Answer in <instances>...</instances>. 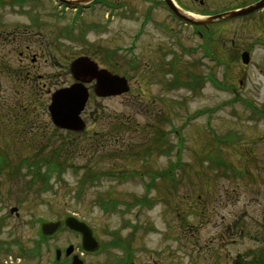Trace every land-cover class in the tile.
<instances>
[{"label":"rangeland","instance_id":"1","mask_svg":"<svg viewBox=\"0 0 264 264\" xmlns=\"http://www.w3.org/2000/svg\"><path fill=\"white\" fill-rule=\"evenodd\" d=\"M52 5L0 7V33L37 34L49 55L35 77L0 48V152L9 160L0 171V264H57V248L69 261L72 243L94 264H264V121L255 118L264 108V25L236 39L263 40L246 66L220 24L216 60L156 4L145 25L148 5L138 0L107 25L100 13L77 28L71 9L59 17ZM83 55L125 76L129 89L103 97L88 83L85 128L68 131L52 121L47 88L74 81L64 65ZM49 153L60 168L46 174L47 158L34 181L36 167L22 162ZM71 215L92 227L99 250L77 249L81 235L64 224L42 237L44 221Z\"/></svg>","mask_w":264,"mask_h":264},{"label":"flooded vegetation","instance_id":"2","mask_svg":"<svg viewBox=\"0 0 264 264\" xmlns=\"http://www.w3.org/2000/svg\"><path fill=\"white\" fill-rule=\"evenodd\" d=\"M76 1L78 4H67L64 0H52L53 7L56 10H59V8H64L65 10L71 9L72 15L69 18V21L71 23L72 21L75 22V27L77 28L80 26L84 21L85 18L89 16H98L100 13H103L104 16V23L107 25L110 22L115 19L116 15H118L119 11L124 9H128L132 7L133 11V5H135L138 0H71ZM148 5V11L145 12V17L143 19L142 25L147 24L149 21H151L152 17V10L156 6H161L165 9V12L167 13V17L169 21H175V23L179 25H187L191 26L192 34L197 37L198 41H201V45H199L200 49H204L205 54L212 58V59H218V52H219V46L215 41V31H213V27L216 28V25H219L220 27L224 28L227 32V38L230 39L231 47L235 46L241 55L247 51L250 53V58L252 56L251 49L254 48V46L258 45V43H262L260 38H256L255 42H248L245 45L239 44L236 45V39L237 37H240L241 34L244 33H256L258 36L261 34V27L264 25V6L256 8L254 10H251L249 12H244L246 9H252L254 6L261 2L262 0H142ZM171 2H174V10L171 6ZM25 0H0V7H10L11 5L14 6H22L24 5ZM133 4V5H132ZM132 5V6H131ZM180 14H185L191 18H196L199 21H207L206 23H199V24H191L190 22L185 21L184 18H181L179 16ZM225 14L224 16L217 17L218 15ZM59 12V17L60 16ZM142 29L140 28L137 33H135V37L139 36V33ZM26 36H29L28 39H26ZM230 37V38H229ZM42 38H38L37 34H26L23 31H10L9 33H0V48H8L9 57L12 59L14 57V53L16 54V62H18V68L21 70L27 69V75H30L31 73L35 74V77L39 76L41 77L40 73L38 75L35 73L38 69L42 68V62L40 61V57L45 56V61L48 62L49 58H47L46 50H44V47L42 44ZM226 39V38H225ZM225 42L228 43V40L226 39ZM223 45V43H222ZM221 45V52L230 54L231 52L227 49L225 51V48ZM136 47L132 46V48ZM37 48V49H36ZM40 48L43 49V51L40 50ZM6 50V49H5ZM4 50V51H5ZM3 51V52H4ZM12 52V55H11ZM1 59L4 63V65L12 66L11 62L5 61L6 58L1 55ZM73 59H69L68 65L65 67L64 70L67 71L68 75H71L72 78L75 81V76L72 71L71 63ZM32 64V65H31ZM248 63H246V66ZM32 70V71H31ZM246 71V68L241 69L240 75H243V73ZM56 77V73L50 76V78ZM76 80H78L76 78ZM72 81L71 83L64 86L72 85L74 83ZM240 83H242V80H240ZM46 83L44 82L43 85ZM91 87L93 90L95 89V81L91 82ZM61 88V87H60ZM234 92H236V87H232ZM58 89L57 83L50 81V86L47 88L48 95L52 97V93L54 90ZM90 90V87H89ZM95 91V90H94ZM87 106V105H86ZM86 106L83 110L85 112ZM82 112V113H83ZM95 113H91L89 115H94ZM83 117V116H82ZM101 116L98 118L100 119ZM260 117L263 118L264 121V108L259 107L257 116L255 115V118H258L260 120ZM84 119V118H83ZM85 121V119H84ZM86 123V121H85ZM66 130V129H65ZM69 131V130H68ZM264 138V131L262 132V137ZM80 245L76 246L78 249ZM71 256V255H70ZM84 259V258H83ZM85 264H87L89 261H85Z\"/></svg>","mask_w":264,"mask_h":264},{"label":"water","instance_id":"3","mask_svg":"<svg viewBox=\"0 0 264 264\" xmlns=\"http://www.w3.org/2000/svg\"><path fill=\"white\" fill-rule=\"evenodd\" d=\"M264 6V0L259 2L256 7L252 9H246L244 12H249L256 8ZM181 15V14H180ZM220 14L217 17L224 16ZM181 17L191 21L193 23H206L207 21H199L182 14ZM249 54L245 52L243 54L244 62H249ZM72 70L75 78H79L80 81L75 82L71 86L63 87L54 91L52 95V102L50 104V112L56 125L73 130H83L85 123L81 119V112L84 109L88 97L89 89L85 82H90L96 79V92L99 95H116L121 94L129 89L127 78L114 74L105 68H99L96 61L87 56H81L74 60L72 63ZM17 210V207H13L12 211ZM62 222L58 221H46L42 224V231L45 234L55 233ZM65 224L82 233V245L83 248L88 251H95L99 249L100 242L93 234V229L85 221L79 220L77 217L71 215L65 219ZM73 245H70L67 249L69 255L73 252ZM61 250L57 251V257L60 258ZM72 264H84L79 255H74ZM93 264V263H90Z\"/></svg>","mask_w":264,"mask_h":264},{"label":"trees","instance_id":"4","mask_svg":"<svg viewBox=\"0 0 264 264\" xmlns=\"http://www.w3.org/2000/svg\"><path fill=\"white\" fill-rule=\"evenodd\" d=\"M216 82V81H215ZM179 83L180 84H183V82L182 81H180L179 80ZM56 157H57V155L56 154H53V153H49V154H47V156L45 155V157L44 156H42L40 159H36L33 163L32 162H30V161H28V159H25L23 162H22V165L23 164H29L30 165V168H32V167H36V169H37V171L34 173V181L35 180H37L38 181V179H40L41 177H42V175H41V164H40V167H39V163H41L42 161H47V158H48V166H47V168H49V170H47V171H45L46 172V174H47V172L48 171H54V170H56V169H59L60 168V164H57V162H56ZM8 162H9V160H8V155H7V153L6 152H0V171H3L4 170V168H5V166H7V164H8ZM43 163V162H42ZM32 164V165H31ZM28 165V166H29ZM48 174H49V172H48ZM85 183V182H84ZM145 198H147V197H145ZM139 200H141V199H138V198H136V200H135V202H137V201H139ZM108 204H110V203H108ZM111 205V204H110ZM112 206V205H111ZM104 207H107V205L106 204H104ZM113 207V206H112ZM112 209V208H111ZM121 237V236H120ZM121 239H122V245H120V246H123V247H125V248H129V246H127V244H126V242L123 240V238L121 237ZM115 243L116 244H120V241H119V239L117 238L116 239V241H115ZM36 251H39L40 250V248L39 247H37L36 249H35ZM120 263L119 264H133V260H131V261H129V260H124V261H119Z\"/></svg>","mask_w":264,"mask_h":264}]
</instances>
